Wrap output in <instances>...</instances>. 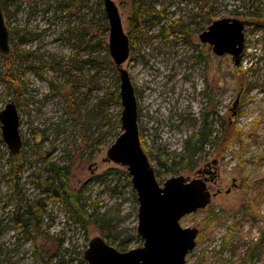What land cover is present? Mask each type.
<instances>
[{
    "label": "rangeland",
    "instance_id": "1",
    "mask_svg": "<svg viewBox=\"0 0 264 264\" xmlns=\"http://www.w3.org/2000/svg\"><path fill=\"white\" fill-rule=\"evenodd\" d=\"M18 1L6 14L16 36L10 53L0 51V111L16 102L24 161L16 175L20 159L3 141L0 122V264H76L96 236L113 246L127 240L126 250L141 246L128 169L106 158L122 132V102L118 68L100 42L109 39L104 0ZM114 1L125 31L136 36L124 67L135 86L141 144L159 182L194 179L210 163L216 181L208 187L221 189L181 219L198 229L186 264H264V0ZM135 7L163 18L136 27ZM222 18L245 23L238 64L200 38ZM203 126L213 132L190 152L187 140ZM52 162L69 171L78 215L44 190ZM20 203L34 207L39 232L19 231L13 212ZM100 215L110 220L105 226Z\"/></svg>",
    "mask_w": 264,
    "mask_h": 264
},
{
    "label": "water",
    "instance_id": "2",
    "mask_svg": "<svg viewBox=\"0 0 264 264\" xmlns=\"http://www.w3.org/2000/svg\"><path fill=\"white\" fill-rule=\"evenodd\" d=\"M109 23L108 49L118 68L122 102V132L107 150V159L126 166L139 202L137 233L143 244L119 250L102 236L91 239L84 251L87 264H186L187 255L196 246L198 229L184 227L181 219L210 203L212 192L207 179L188 180L182 175L159 182L154 167L143 149L138 125V100L130 71L124 63L130 56L129 34L125 31L118 5L104 0ZM245 23L237 18L213 21L200 34L203 42L219 55L231 54L238 64L244 50ZM10 29L0 4V51L11 50ZM1 134L9 151L15 155L23 148L20 115L14 100L0 111Z\"/></svg>",
    "mask_w": 264,
    "mask_h": 264
},
{
    "label": "trees",
    "instance_id": "3",
    "mask_svg": "<svg viewBox=\"0 0 264 264\" xmlns=\"http://www.w3.org/2000/svg\"><path fill=\"white\" fill-rule=\"evenodd\" d=\"M18 2H19L18 0H0V4L2 7V11L4 13L5 19H6V23H7V16H6L7 11L11 7L12 3L16 4ZM160 18H163V14L161 12H157L154 9H148V8L140 9L139 7H135L133 16L131 17V21L137 27L142 22H149V21H151L152 23L159 22ZM103 31H105L104 34H107V32L109 31V26L107 24L104 26ZM173 31H174L173 27L167 30V32H173ZM163 33L164 31L162 32V34ZM10 35H11V39L15 37L16 36L15 31H10ZM129 37H130L131 42L135 41L136 39V36L133 33V31L130 32ZM138 39H145V37L140 36ZM100 42L103 46L108 47V44L106 41L102 40ZM7 56L8 55H6V57ZM12 78L15 79L14 76H12ZM117 98H120V93L118 91H117ZM119 120L120 118H118V121ZM206 128L207 126H203L187 140V149L190 152H195L199 148L198 147L199 145L201 146L203 145L204 139H202L203 138L202 135L204 137H208L212 134L213 132L212 129L206 130ZM24 144L25 142L23 141V145ZM12 156L20 159V162L17 165H13V169L16 172V175H19L21 172L22 162L24 161V159L22 158L21 151L18 154H15V155L12 154ZM46 170L48 172H51L48 176V178L51 179V181L47 182L46 187L44 189L45 192H51L55 197L61 198V200L66 205L75 207V209L73 210L74 214L78 215L79 213H81L80 212L81 211L80 200L78 199L77 196L71 195L70 193V189L68 186V178H67L69 174L68 169L64 166H59L55 164L54 162H52L50 163V167H48ZM156 176H157V173H156ZM126 178H127L128 184L131 185L129 174L126 175ZM117 186L113 187V189H117ZM134 197L137 198V195L135 193H134ZM33 210H34V207L31 204L20 203L14 209V212H13V220L16 222L19 231L24 233L26 236L32 235L34 231L39 232L38 231L39 223L35 221L37 217L34 218ZM100 216L103 220L102 226H105L106 223H109L110 220L103 217V215H100ZM138 238L141 239V237L139 236ZM105 239L108 243L113 245V243L109 242L107 238ZM126 242L127 240L116 243L115 247L118 248L119 250L125 251L127 249ZM77 260L78 262L76 264H87V262L81 257H78ZM43 264H52V263L45 261ZM56 264H61V262L56 263ZM221 264H232V263L226 259H222Z\"/></svg>",
    "mask_w": 264,
    "mask_h": 264
},
{
    "label": "flooded vegetation",
    "instance_id": "4",
    "mask_svg": "<svg viewBox=\"0 0 264 264\" xmlns=\"http://www.w3.org/2000/svg\"><path fill=\"white\" fill-rule=\"evenodd\" d=\"M208 43V42H206ZM210 44V43H208ZM211 45V44H210ZM213 48V46H212ZM216 177V174L214 172V165L208 163L205 167H203L202 169H200L197 172V177L196 178H203V179H207V181H216L214 180ZM221 191V189H218L217 192L212 193L213 195H216L217 193H219Z\"/></svg>",
    "mask_w": 264,
    "mask_h": 264
}]
</instances>
